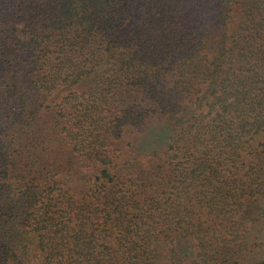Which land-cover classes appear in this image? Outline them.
<instances>
[{"label": "trees", "instance_id": "obj_1", "mask_svg": "<svg viewBox=\"0 0 264 264\" xmlns=\"http://www.w3.org/2000/svg\"><path fill=\"white\" fill-rule=\"evenodd\" d=\"M0 264H264V0H0Z\"/></svg>", "mask_w": 264, "mask_h": 264}]
</instances>
